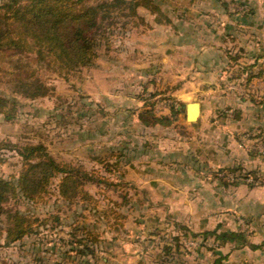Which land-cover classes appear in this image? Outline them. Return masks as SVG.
Returning a JSON list of instances; mask_svg holds the SVG:
<instances>
[{"label":"rangeland","instance_id":"rangeland-1","mask_svg":"<svg viewBox=\"0 0 264 264\" xmlns=\"http://www.w3.org/2000/svg\"><path fill=\"white\" fill-rule=\"evenodd\" d=\"M157 2L169 23L157 22L144 8L137 16L120 15L90 66L66 73L56 61H32L46 94L30 98L0 83V94L17 104L15 117L0 115V142H42L56 160L104 176L81 187L93 202L81 195L72 202L64 199L57 175L44 202L7 203L6 209L42 218L59 215L60 222L51 218L13 244L0 241V264H213L217 259L264 264L261 254L233 256L234 243L257 246L263 240L250 218L229 207L241 195L238 186L264 189L263 168L245 162L204 167L207 180L221 190L222 208L216 212L221 225L207 238L203 233L208 231H193L185 224L190 214L179 202L200 179L184 170L192 159L183 156V143L197 146V139L219 129L189 124L185 113L173 115L169 106L174 101L180 109L196 99L208 116L201 121L233 125L235 108L264 104V0ZM163 117L172 123L154 120ZM228 129L219 134L221 140L236 137L264 163V132ZM24 165L14 149L0 148L1 176L17 175ZM182 226L197 237L186 235ZM232 232L243 237L217 238ZM84 236L98 238L94 257L78 254Z\"/></svg>","mask_w":264,"mask_h":264},{"label":"trees","instance_id":"trees-1","mask_svg":"<svg viewBox=\"0 0 264 264\" xmlns=\"http://www.w3.org/2000/svg\"><path fill=\"white\" fill-rule=\"evenodd\" d=\"M139 8L149 10L157 22H161L160 18L170 22L157 0H97L94 3H89V0H0V83L5 82L15 92L30 98L46 94L47 86L30 67L32 61L48 64L56 61L58 68L66 73L90 66L99 56L97 49L102 39L108 38L110 25L116 23L120 15L137 16ZM169 106L173 115L181 112L176 102L173 101ZM16 108V101L0 94V115L11 119L16 116ZM154 120L172 123L170 117ZM0 148L14 149L26 165L17 175H0V217L4 216L0 218V241L3 244H13L37 233L41 226L48 225L51 218L52 222H60L56 214L42 218L20 209L5 207L11 200L22 199L34 204L44 202L52 180L57 175L61 176L59 192L64 199L72 202L81 195L82 200L96 201L81 187L91 181H103L104 176L99 175V170L89 171L82 165L60 162L42 142L18 144L1 141ZM105 167L107 171H112L107 162ZM182 227L187 230L186 235L197 237L186 226ZM203 235L207 238L210 232ZM227 236L237 240L243 237V233L220 234L217 238ZM174 238L177 240L176 236ZM97 240L96 236L79 239L78 254H92L94 257V243ZM167 250L169 257L172 255L171 248ZM213 264L222 262L217 259Z\"/></svg>","mask_w":264,"mask_h":264},{"label":"crops","instance_id":"crops-1","mask_svg":"<svg viewBox=\"0 0 264 264\" xmlns=\"http://www.w3.org/2000/svg\"><path fill=\"white\" fill-rule=\"evenodd\" d=\"M191 101H185V103ZM201 105L202 112L197 124L201 128L203 126V130H205V126L211 124V127L213 126L215 127L214 129H219V132H214L208 137L204 134V137L209 139H197V146L191 140L188 144L187 142L183 143V147L185 148L183 156L192 159L184 166V170L189 173L190 178L196 177L200 180L196 188L192 185L187 187L188 194L179 203L183 205V208L188 210L187 214H190L188 215V223H185L190 229L195 232L208 231L212 233L217 232V229L221 225L219 215H216V212L222 208L221 190L218 186L216 187L215 182L211 183L207 180L209 179V175H206L207 173L204 167L208 166L207 168L215 169L216 167L218 168L229 163L245 162L250 165L253 164L252 167L256 166V164L260 165L264 173L263 161L249 154L245 146L236 137L233 139L225 138L226 141L219 138L227 128L233 129L235 134L253 129H260V131L264 132V104L259 106L249 104L244 109H241V107H239L240 109L235 108L233 125L223 122L217 124L201 121V118H208L207 115V117L204 116L205 113L207 114L204 105ZM238 187L241 195L233 197V202L231 201L232 203L229 204V207H233V210L240 211L239 213L252 220V225L255 227L256 233L263 240V243L257 245V247L253 246L254 244L252 242L250 243V241L245 242L242 246L234 243L233 256L239 253L249 254V256H258L259 254L264 256V189L262 187L259 189L250 188L247 185H240ZM178 192L181 193L182 191L179 190ZM236 194H239L238 191ZM175 201L177 208V204L179 205V203L176 199ZM173 208L175 207L173 206Z\"/></svg>","mask_w":264,"mask_h":264},{"label":"water","instance_id":"water-1","mask_svg":"<svg viewBox=\"0 0 264 264\" xmlns=\"http://www.w3.org/2000/svg\"><path fill=\"white\" fill-rule=\"evenodd\" d=\"M180 109L183 113H185L187 121L195 124L201 115L202 105L198 100L195 99L191 102L184 103Z\"/></svg>","mask_w":264,"mask_h":264}]
</instances>
